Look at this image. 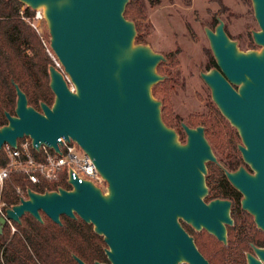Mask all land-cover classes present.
<instances>
[{
    "label": "water",
    "instance_id": "1",
    "mask_svg": "<svg viewBox=\"0 0 264 264\" xmlns=\"http://www.w3.org/2000/svg\"><path fill=\"white\" fill-rule=\"evenodd\" d=\"M36 10L44 8L50 45L64 72L50 65L52 105L40 110L14 82L15 114L6 112L0 126V151L30 136L59 151L58 139L79 143L108 183V191L91 181L71 176L72 189L37 192L6 209L8 219L21 223L29 213L43 222L45 213L55 223L61 216L81 218L94 226L107 244L108 262L95 264H209L180 222L205 228L227 243L233 224L231 201L205 199L208 162L219 163L205 126L182 122L187 140L166 124L162 101L153 87L165 79L157 67L163 54L136 43L137 26L125 16L130 0H19ZM260 30L252 32L260 50H242L220 19L205 28L218 67L200 75L211 90L222 115L242 140L238 145L244 166L222 167L243 194L242 206L264 229V0H252ZM248 264H264V247L254 246ZM79 264H89L73 255Z\"/></svg>",
    "mask_w": 264,
    "mask_h": 264
},
{
    "label": "trees",
    "instance_id": "2",
    "mask_svg": "<svg viewBox=\"0 0 264 264\" xmlns=\"http://www.w3.org/2000/svg\"><path fill=\"white\" fill-rule=\"evenodd\" d=\"M24 16L32 17L35 10L26 6L19 0H0V126L8 123L6 112L15 114L17 93L14 82L27 94L29 104L40 110L41 102L52 105L55 94L50 87L49 67L52 59L34 28L22 17L21 9L24 7ZM144 11L139 6L138 0H130L125 10L126 18L136 22L138 34L136 43H144L141 34V23L138 19L144 18ZM227 30V28H226ZM46 37L50 42L49 30ZM251 46H255L251 43ZM210 67H218L215 58ZM161 65L158 70H161ZM165 81L160 84L165 83ZM160 84L153 87L155 97L163 100L162 115L167 125L173 127L174 120L168 115L166 95L160 89ZM215 112L220 116L225 125L229 121L221 114L219 108ZM216 119L194 117L192 126L205 125L206 136L209 141L222 152L228 150L230 159L227 163L229 170H234L242 162L239 156L237 143L240 136L237 132L223 138L222 133L215 129ZM181 129L182 124H181ZM7 162L4 151H0V164ZM215 177L222 176L228 184L224 172L216 165ZM64 183V182H63ZM63 185H66L63 184ZM25 191L31 187L38 191L55 190L57 183L48 184L47 187H38L27 182L22 175L11 174L0 190V198L7 206L19 203L17 187ZM43 222L26 213L21 223L15 222L16 231L12 232L7 222L0 231V264H79L73 255H77L89 264L96 261L108 262L105 248L107 244L104 237L94 231V226L81 218L73 219L66 215L61 216L62 224L55 223L45 213ZM244 264L242 260L240 262Z\"/></svg>",
    "mask_w": 264,
    "mask_h": 264
},
{
    "label": "rangeland",
    "instance_id": "3",
    "mask_svg": "<svg viewBox=\"0 0 264 264\" xmlns=\"http://www.w3.org/2000/svg\"><path fill=\"white\" fill-rule=\"evenodd\" d=\"M138 4L145 13L144 18L138 19L140 32L145 38L141 44L149 45L166 58L159 64L162 69L157 67L165 79L157 84L166 80L160 84V89L168 98V115L174 120L173 128L177 130L179 139L182 142L187 140L184 129H181L182 122L192 126L191 119L202 116L216 119L215 129L225 139L238 133L230 122L226 126L215 112L217 105L200 73L211 69L214 58L205 28L217 25L215 16L225 21L229 35L242 50L261 49L252 35L254 30H260L252 0H138ZM251 43L255 46L252 47ZM156 98L162 101L163 106V100ZM239 144H242L241 137L237 146ZM211 145L223 164L222 151ZM214 169L215 166H209L206 175L212 194L220 192Z\"/></svg>",
    "mask_w": 264,
    "mask_h": 264
},
{
    "label": "built area",
    "instance_id": "4",
    "mask_svg": "<svg viewBox=\"0 0 264 264\" xmlns=\"http://www.w3.org/2000/svg\"><path fill=\"white\" fill-rule=\"evenodd\" d=\"M24 8L25 6L21 9L22 17L40 36L48 55L52 59V65L64 72L62 62L52 49L46 37L48 25L44 8L40 7L36 9L32 17L24 16ZM64 75L70 87L74 89V85L70 81L69 76L65 72ZM58 147L59 151L46 143L37 146L33 143L30 136H24L18 139L16 147L8 143L4 144L2 150L4 151L7 162L5 165L0 164V190H2L4 182L10 178L11 174H19L22 175L27 182L38 187H47L48 184L57 183L58 188L64 187L66 189H72L73 186L70 183V178L72 176L78 178L80 181H91L93 184L100 187L103 192L108 191L106 179L98 171L93 159L84 151L77 141L72 138L67 140L62 136L58 139ZM65 183L66 185H63ZM29 188H27V190ZM27 190L25 191L20 186L17 187L19 202L21 198H28ZM35 191L42 192L38 190ZM7 208H10V206H7L0 198V217H6ZM7 222L10 224L12 232H15V222L11 219H8Z\"/></svg>",
    "mask_w": 264,
    "mask_h": 264
},
{
    "label": "flooded vegetation",
    "instance_id": "5",
    "mask_svg": "<svg viewBox=\"0 0 264 264\" xmlns=\"http://www.w3.org/2000/svg\"><path fill=\"white\" fill-rule=\"evenodd\" d=\"M220 19V17L215 16L214 21L217 22V25L219 24ZM216 26L212 29H215ZM226 28L227 27L225 23V29ZM221 156L223 158V164L218 158L217 159L219 163L212 162V164L218 166L225 174V171L222 167L228 169L226 165L230 159V154L228 153V150H226L225 152H222ZM239 156L242 158V162L236 169L230 171H235L241 166H244L249 172L254 173V170L251 168V166L244 161L240 150ZM216 178H218L217 184L220 188V192L212 194L209 188V192L205 200L207 202L213 199L231 201L230 212L233 218V224L227 225V243L219 240L214 234L205 228L198 230L184 220L180 219V222L190 234V236L193 237L198 250L209 264H241L240 262L242 260L244 261V264H248V254L252 253L256 255L254 246L264 247V229L258 227L254 215L243 208V194L229 181L227 176L226 180L228 184L223 181L222 176H218ZM180 264L190 263L185 261Z\"/></svg>",
    "mask_w": 264,
    "mask_h": 264
}]
</instances>
